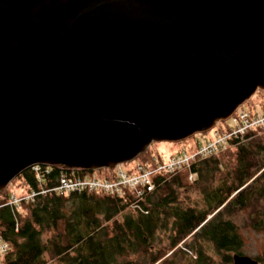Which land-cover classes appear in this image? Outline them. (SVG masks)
Here are the masks:
<instances>
[{
	"label": "water",
	"instance_id": "obj_1",
	"mask_svg": "<svg viewBox=\"0 0 264 264\" xmlns=\"http://www.w3.org/2000/svg\"><path fill=\"white\" fill-rule=\"evenodd\" d=\"M257 91L264 0H0V195L36 164L112 170L206 132Z\"/></svg>",
	"mask_w": 264,
	"mask_h": 264
},
{
	"label": "trees",
	"instance_id": "obj_2",
	"mask_svg": "<svg viewBox=\"0 0 264 264\" xmlns=\"http://www.w3.org/2000/svg\"><path fill=\"white\" fill-rule=\"evenodd\" d=\"M154 156L149 147L138 159L152 164ZM61 173L79 177L93 171L50 167L37 182L28 168L17 177L30 193L55 186ZM191 173L196 176L192 182ZM153 181L155 189L141 202L146 214L129 207V191L123 197L49 191L10 207L6 187L0 195V236L8 246L3 263L46 264L48 257L61 264H155L181 243L171 254L193 249V264H232V256L241 255L244 246L235 222L240 212H247L250 228L264 233L262 131L235 138L217 155L174 175L156 174ZM191 188L202 193L201 207L180 199L182 191ZM205 244L213 256L206 253ZM254 259L264 262L262 257Z\"/></svg>",
	"mask_w": 264,
	"mask_h": 264
},
{
	"label": "built area",
	"instance_id": "obj_3",
	"mask_svg": "<svg viewBox=\"0 0 264 264\" xmlns=\"http://www.w3.org/2000/svg\"><path fill=\"white\" fill-rule=\"evenodd\" d=\"M232 126L221 132H214V139L205 142H198L197 150L192 154H178L166 159L154 158L153 163H137L134 170L115 169L113 177L103 178L94 175H83L79 177L67 176L61 173L57 178V183L51 188H42L40 191L32 190L25 197L12 195L6 205L10 207L18 206L22 200H32L38 194H45L49 191L58 194H69L83 191H99L106 195L123 197L127 191L132 195L129 207L142 213L148 210L141 204L145 198L155 189L153 176L156 174L174 175L184 168H189L193 163L213 157L224 150L235 138H241L251 131L264 132V109L250 112L237 108L229 117ZM40 182L43 175L50 172V166L36 164L29 168ZM194 174H190L189 179ZM17 231V226L15 227ZM7 244L0 236V264H4L2 259L7 252Z\"/></svg>",
	"mask_w": 264,
	"mask_h": 264
},
{
	"label": "rangeland",
	"instance_id": "obj_4",
	"mask_svg": "<svg viewBox=\"0 0 264 264\" xmlns=\"http://www.w3.org/2000/svg\"><path fill=\"white\" fill-rule=\"evenodd\" d=\"M264 91H257L248 101L244 102L240 107V109L248 110L250 112L260 111L264 109ZM232 126L229 118L225 121L219 122L216 126L206 132L195 133L192 136L178 141V142H154L149 147L151 152L159 159H166L173 155H178L182 153L192 154L197 150L198 142H205L207 140L214 139V132H221L226 130ZM227 148V147H226ZM149 150V148H148ZM223 151V150H222ZM155 156L153 158H155ZM141 161L137 158L130 162L122 163L115 166V169H123V170H134L137 163ZM149 163V162H146ZM141 163V164H146ZM114 169H98L94 170L93 174L97 177L108 176L111 177L115 171ZM196 176L193 175L190 182L194 180ZM8 190L11 192V196L15 195L17 197H25L28 194L27 185L23 181V178L16 177L14 178L9 185L7 186ZM11 198V197H10ZM180 199L184 204L194 205L196 204L198 207L202 206V193L199 189L191 188L187 191H182L180 195ZM239 230L242 234V238L244 240V246L242 249L241 255H246L251 258L262 257V252L264 251V233L254 231L248 225L247 220V212H240L235 220ZM161 238L163 235H161ZM187 239L186 241H188ZM177 248H182V244H178L172 252H174ZM184 248V247H183ZM205 251L208 255L213 256V250L210 245H204ZM184 253H175L171 254L169 252L167 255L159 259V261L155 264L163 262L161 264H193V259L196 257V253L193 249H184ZM171 254V255H170ZM263 258V257H262ZM46 264H61L57 261L50 260L46 257ZM261 264H264L262 262Z\"/></svg>",
	"mask_w": 264,
	"mask_h": 264
}]
</instances>
